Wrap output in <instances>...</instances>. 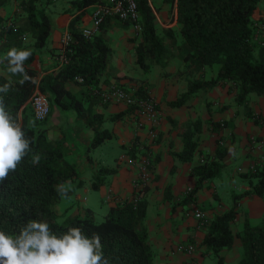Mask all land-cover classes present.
I'll use <instances>...</instances> for the list:
<instances>
[{
    "label": "trees",
    "instance_id": "trees-1",
    "mask_svg": "<svg viewBox=\"0 0 264 264\" xmlns=\"http://www.w3.org/2000/svg\"><path fill=\"white\" fill-rule=\"evenodd\" d=\"M94 1L78 0L76 4L83 6ZM260 1L162 0L170 12L175 10L176 26L158 27L149 1L139 0L141 40L136 44L137 62L144 69L148 68L150 62L164 65L169 57L168 47L175 46L181 59L191 68L192 77L187 80V89L177 98L169 100V104H181L185 97L197 90L217 84H227L229 90H234V99L238 103H244L250 92L264 94V46L258 45L252 37L253 12ZM9 2L0 0V86L10 84L7 94L0 93V101L13 122L24 132L30 151L16 170L0 182V231L16 235L32 220L47 222L50 231L57 236L65 234L71 227H81L85 236L90 237L92 233L101 236L102 250L109 264H152L154 251L144 225L146 198L142 196L141 189H137L130 198L112 203L100 220L94 218L90 207L76 212L56 210L55 206L61 198L56 191L57 185L77 176L78 167L74 160L66 156L62 145L64 140L61 137L50 138L46 133L42 123L47 116L42 120L34 118L28 101L37 85L48 98L50 111L55 105L74 109L76 115L84 118L94 130L86 146L87 151L111 135L109 129L100 126L104 116L92 112L89 106H83L80 99H72L67 88V81L74 79L75 75L82 76L81 84L93 88L98 86L102 74L110 71L112 50L105 33L107 18L99 32L89 38L84 37L80 29L71 28L72 40L66 52L67 62L39 77L30 62L34 59L35 48L43 46L51 33L52 21L46 10L48 0H17L18 6L13 16L1 11ZM121 21L130 23L128 20ZM25 35L31 39L30 44L24 40ZM12 48L31 51L32 55L24 62V68L34 83L29 81L21 85L19 81L22 77L7 70L6 56ZM214 64H218L214 76L196 77V72ZM116 75L132 77L124 72H116ZM137 84V93L146 94L145 84L141 81H137ZM133 107L128 105L126 110L109 114L107 118L119 119ZM260 119L264 120V115L255 118L256 121ZM224 121L223 124L226 123ZM220 122L217 124L220 125ZM193 124L183 132L181 150L174 152L180 160L193 157L197 145L195 133L200 128V122L196 120ZM130 151L132 153L134 149ZM225 151V146L218 144L215 156L192 166L190 171L196 176V182L188 197L204 178L219 173ZM36 155L40 160L33 164ZM98 171L110 172L112 168L100 167ZM240 174L250 177V188L237 195L256 193L264 199V156L252 168ZM101 182L99 174H96L92 186L97 188ZM67 188L68 194L74 190ZM235 212L231 207L216 213L206 224L202 244L205 252L217 257L218 264L222 259L219 250L231 246L233 242L230 221ZM237 235L242 243V253L236 264H264V214L257 223L245 219Z\"/></svg>",
    "mask_w": 264,
    "mask_h": 264
},
{
    "label": "crops",
    "instance_id": "crops-1",
    "mask_svg": "<svg viewBox=\"0 0 264 264\" xmlns=\"http://www.w3.org/2000/svg\"><path fill=\"white\" fill-rule=\"evenodd\" d=\"M77 1L48 0L46 3V10L52 21L51 33L43 46L35 48L34 59L30 62L39 77L61 65L59 51L62 34L91 22V10L95 1L83 6L76 4ZM148 1L152 7L151 0ZM153 1L159 10L157 12L152 7L160 23L157 26H176L175 10L170 12L162 0ZM258 7L253 16L260 13L257 11ZM159 13L164 21H167L166 16L170 13L169 23L163 22ZM105 24L109 44L112 31L125 39L138 34L137 31L133 32V27L129 31L121 32L120 26L128 27L131 24L116 17L107 18ZM26 43L30 44L31 39ZM110 47L112 67L107 74H102L98 86L92 88L91 85L81 84L79 80L70 79L67 81V88L72 99H80L83 106H89L92 112H99L104 116L100 126L109 129L111 135L87 151L86 146L94 133L93 128L84 118L78 117L70 106L64 108L57 105L42 123L46 127V133L50 138L61 137L64 140L62 145L66 156L76 162L79 173L92 171L91 185L95 175L99 174L102 182L97 188L109 199L107 210L116 200L130 198L137 189H141L142 196L146 198L144 225L154 251L152 264H218L215 255L205 252L202 238L206 232V224L212 216L231 207L236 210L230 221L233 242L231 246L221 248L219 254L222 258L221 264H236L242 253V243L237 232L242 228L245 219L253 223V220L261 219L264 214V199L260 195H237L250 188V177L242 176L238 166L246 171L250 163L257 162L264 156V120H255L256 117L264 115V94L250 92L244 103H238L234 99V90H229L227 84H217L197 90L185 97L181 104L171 105L168 101L184 92L188 78L192 77L190 73L183 72L182 66L185 62L181 58L180 67H171L169 62L173 57H168L164 65L150 62L147 72L132 75L124 68L126 59L121 60L116 54L114 56L111 44ZM128 54L130 53L119 56L124 55L125 58ZM209 70L211 67L206 66L195 75L203 78L214 76L216 70ZM116 72H124L132 77H118ZM137 81L145 84L161 111L155 140L149 138L146 124H139V116L134 109L126 111L121 118L108 124L105 120H109V114L124 111L128 105L120 100L104 101L94 92L96 87L105 88L113 83L129 85ZM196 120L200 122V128L195 133L197 145L193 157L190 160H180L174 152L181 150L183 132L192 127ZM224 120L226 123L223 124ZM219 121L220 125L217 124ZM63 127L69 130L66 131ZM111 137H115V142H111ZM115 144L120 149L115 148ZM218 144L226 148L221 159L223 166L217 175L204 178L196 191L188 197L196 182V176L190 171L192 166L215 156ZM133 149L131 153L130 150ZM143 153H149L152 160L146 180L140 176L138 161ZM128 156H134L137 160L128 162ZM235 162H239L236 167L233 165ZM98 167L112 168V171L98 173ZM236 173L240 176L235 179L233 176ZM81 174L78 176V184L83 185ZM106 187L110 193L106 192ZM227 189L232 197L230 203H224L221 195L226 194ZM196 209L202 211L205 220L194 215ZM179 243H191L195 249L192 252L179 250L176 248Z\"/></svg>",
    "mask_w": 264,
    "mask_h": 264
},
{
    "label": "clouds",
    "instance_id": "clouds-1",
    "mask_svg": "<svg viewBox=\"0 0 264 264\" xmlns=\"http://www.w3.org/2000/svg\"><path fill=\"white\" fill-rule=\"evenodd\" d=\"M31 55L30 50L16 48L7 52V70L22 77L21 85L29 81L34 83L24 68V62ZM9 89L10 84H4L0 86V93L7 94ZM29 151L24 132L0 101V182L16 170ZM39 160L36 155L32 163ZM56 191L63 198L68 196L69 189L61 184L57 185ZM0 264H109V261L104 257L99 234L92 233L88 237L81 227H71L65 234L57 236L50 231L47 222L32 220L16 235L0 231Z\"/></svg>",
    "mask_w": 264,
    "mask_h": 264
},
{
    "label": "built area",
    "instance_id": "built-area-1",
    "mask_svg": "<svg viewBox=\"0 0 264 264\" xmlns=\"http://www.w3.org/2000/svg\"><path fill=\"white\" fill-rule=\"evenodd\" d=\"M139 0H97L94 2L91 10V22L81 26L80 32L84 37H92L98 33L102 22L108 17H116L120 20H128L137 28L141 27L139 22L140 12L138 7ZM253 40L260 46H264V12L254 16L253 21ZM72 40L71 31H66L60 39L59 61L60 64L67 62V50ZM75 80H82V76L75 75ZM139 84L132 83L129 85L112 84L109 87H96L94 92L98 94L104 101L120 100L127 105H134L133 109L139 116V124H146L148 136L151 140H155L158 135V125L161 119V111L157 105L155 97L147 91L146 94L139 95L137 93ZM31 104L33 115L36 119L42 120L48 116L50 105L46 95L36 85L28 99ZM137 159L134 156H128V162H135ZM140 176L146 180L152 160L149 153H143L140 156ZM256 162L250 163L247 169L254 166ZM239 171H243L242 166H238ZM246 169V170H247ZM196 217H201L205 220L201 210L194 211ZM179 250L192 252L195 246L191 243H179L176 246ZM194 264V263H188Z\"/></svg>",
    "mask_w": 264,
    "mask_h": 264
},
{
    "label": "rangeland",
    "instance_id": "rangeland-1",
    "mask_svg": "<svg viewBox=\"0 0 264 264\" xmlns=\"http://www.w3.org/2000/svg\"><path fill=\"white\" fill-rule=\"evenodd\" d=\"M151 4L152 7L158 12V6H156V4L154 3L153 0H151ZM18 4H17V0H10V2L8 3L7 6H5L4 8L1 9V11L5 14H8V16H13L14 11L16 10ZM259 6V7H258ZM258 12H264V0H261L259 2L258 5ZM160 18L162 19L160 13H159ZM167 21H164L162 19L163 22L169 23L170 21V13L166 16ZM157 20V19H156ZM140 24H141V18L139 20ZM157 23H159V21L157 20ZM130 26H120V30L121 32L129 31V28L133 27L134 29V33L137 31L138 34L136 35H131L128 38H122L120 37L119 33L117 32H110V44L112 45L113 48V55L115 56V54L117 55V57L121 60L126 59V63L124 64V68L127 70V72H129L132 75H141L144 72L148 71L147 69H143L140 64L137 62L136 59H134V56H136V44L139 42V40H141V35H140V31H141V27L137 28L136 26H134L132 23H130ZM160 24V23H159ZM162 26V25H161ZM137 38V40H136ZM25 41L29 40L28 35H25L24 38ZM136 41V42H134ZM133 42V43H132ZM37 49V48H36ZM129 52L130 54L127 55V57L124 58V55L121 57L119 56V54H124ZM167 54L169 55L170 58H172V61L169 62V64L171 65V67H174L175 65H177L178 67H180L181 65V57H179L178 55V50L176 49V47H172L169 46L168 50H167ZM173 55V56H172ZM218 64H214L211 67L213 70H217ZM153 66L150 67V69L152 70ZM165 69V68H164ZM163 69V70H164ZM182 69L184 70L183 72L186 73H190V67L185 63L184 66H182ZM198 73V72H196ZM116 84V83H113ZM253 94H256L255 92H252ZM178 97V96H177ZM176 97V98H177ZM33 112V111H32ZM34 116V115H33ZM35 118V117H34ZM106 122H108V124H111V121L113 120H105ZM110 122V123H109ZM66 131L69 130V128H64ZM111 142H115V137H111ZM116 146V144H115ZM104 147V146H103ZM105 148V147H104ZM115 148L120 149V147L117 145ZM93 149V147L91 148V150ZM84 152V150H82ZM93 153V152H91ZM71 158V157H70ZM239 162H235L233 165L234 167H236L238 165ZM100 166V164H99ZM99 168V167H98ZM97 168V169H98ZM85 174H81L82 178H83V185L78 184L79 181V174L73 178L64 180L62 182L63 185H65L66 187L69 188H73L74 190L72 192H70L68 194L67 197H61L60 200L58 201V203L56 204L55 208L58 212H62L63 210H67V212H76V211H82L85 207H90L93 210V215L94 218L96 220H100L103 218L107 207L109 205V199L106 198L104 196V193L102 194L101 190L98 188H95L94 186L91 185V181H92V171L91 170H86ZM240 174L236 173L233 177L236 179V177H239ZM85 186V187H84ZM86 188V189H85ZM105 190H107L106 192H108V188L106 187ZM235 190H237V188H235ZM110 193V192H108ZM222 198L224 203L225 202H231L232 201V197L230 195V190L225 193H222ZM260 221V218H257L255 220H253V223H257Z\"/></svg>",
    "mask_w": 264,
    "mask_h": 264
}]
</instances>
